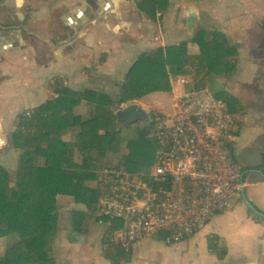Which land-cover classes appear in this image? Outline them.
I'll return each instance as SVG.
<instances>
[{"label": "trees", "instance_id": "obj_1", "mask_svg": "<svg viewBox=\"0 0 264 264\" xmlns=\"http://www.w3.org/2000/svg\"><path fill=\"white\" fill-rule=\"evenodd\" d=\"M171 3L135 2L140 16L160 28L165 26ZM0 27L16 28L1 23ZM239 53L225 30L200 24L187 39L140 52L117 83L115 95L93 87L72 93L69 78L55 76L45 102L20 112L14 131L7 137V149L19 151V157L14 172L0 163V264H69L56 261L63 217L70 218L72 233L79 235L88 234L93 224L101 221L99 199L112 190L110 179L115 177L113 173L105 175L106 170L123 169L147 184L153 183L145 166L151 162L149 133L153 130L155 134L154 121H138L146 125L138 126L142 141H137L129 127L138 122L119 123V106L155 91L169 92L172 71L174 76L184 74L185 65L192 66L195 77L216 71L229 79L237 73ZM192 87L190 83L189 90ZM216 97L227 103L231 113L243 112L242 101L233 93L217 88ZM81 106H87L86 111L79 112ZM143 145L148 147L147 155ZM256 167L264 170V162ZM65 197L70 200L63 201ZM155 238L165 241L162 235ZM102 243L104 256L112 263L132 260L133 249L125 250L115 243L114 230L106 231ZM20 245L24 251L13 253ZM208 245L211 254L220 260L226 258L228 246L220 235L209 234Z\"/></svg>", "mask_w": 264, "mask_h": 264}, {"label": "crops", "instance_id": "obj_2", "mask_svg": "<svg viewBox=\"0 0 264 264\" xmlns=\"http://www.w3.org/2000/svg\"><path fill=\"white\" fill-rule=\"evenodd\" d=\"M130 1L132 2V0H0V23L16 27L10 29L0 27V58L3 59L0 65V115L11 113L14 124L16 116L20 112L45 102L47 94L50 92L49 83L55 76L69 78L72 93L77 92L73 91L72 79L75 75L78 77L85 71L90 75L94 74V76L104 79L106 86L109 84L108 79L111 80L115 77L117 69L115 63L127 59L129 54L130 56L132 53L133 55L138 54V50L142 52L157 48L155 46L151 49L147 48L149 46L147 35H143L137 41L118 42L116 48H110L111 44L115 43V39H110L111 35L114 37V33H109L113 24L106 15V10L110 7L114 9L115 5V9L119 10L120 5L130 3ZM187 7H184L185 12ZM55 8L60 11V16L54 24L52 16L55 15ZM138 15L140 14L138 13ZM138 23L143 25L150 23V27L155 25L144 17H141ZM233 28L234 26H232ZM121 29L119 30L121 31ZM241 31L242 28L235 25L233 31L227 33L233 34V38H236L239 34L241 35ZM234 43L237 41L234 40ZM143 47L147 49L143 50ZM243 50L240 51L237 73L233 76L235 82L243 79L242 75L245 77L247 73L257 74L252 71L253 65H256L257 71L260 72L258 64L252 59L251 54H248L250 57L247 63L245 57L240 62L242 54L247 52V50ZM103 54L105 60L102 62ZM239 63H241L240 68ZM31 65L37 68L31 67ZM52 68L55 69L51 71ZM247 69L249 72L246 73ZM223 80L224 86L217 88L233 93L244 106L243 112H232L236 116L235 129L238 130V134L234 133V129V140L231 145L234 158L244 167V186L236 199L234 208L229 212L217 215L207 226L216 223L220 230L209 232L207 236L204 235V239L208 240L209 234L216 233L224 238L228 246V254L225 259L220 260L214 255L216 260H212L208 264H245L243 259L246 262L259 259L260 262L252 261L251 263L264 264V220H257L253 216L257 213L247 203V200L250 201L256 209L264 213V170L256 167L264 162V90H254L243 95L240 92L230 91L226 85L227 79ZM243 81L245 83L244 79ZM243 86L245 87V85ZM9 88H11V92ZM236 88L238 89L237 86ZM101 89L111 93L110 87ZM6 92L9 93L6 94ZM138 101L140 100L135 102ZM5 143H7V138ZM68 200H70L69 197L63 199V201ZM251 212L254 214L252 215ZM261 217L264 219L263 216ZM94 228L95 226L88 234H91ZM198 233L185 240L194 239ZM97 234L102 249L99 254L95 252L96 257L92 254V250L87 253L86 248H79L76 256H70L67 262L71 264V261L76 259V264H114L104 256L102 243L104 234L101 228L99 233L96 232V236ZM148 240L150 239L136 242L133 247L132 260L130 262L122 261L119 264H132L135 247L146 246ZM79 250H82L81 256H79ZM103 257L110 263L103 260ZM143 259L145 260V258ZM240 260H242L241 263ZM147 262L161 264L148 260Z\"/></svg>", "mask_w": 264, "mask_h": 264}, {"label": "built area", "instance_id": "obj_3", "mask_svg": "<svg viewBox=\"0 0 264 264\" xmlns=\"http://www.w3.org/2000/svg\"><path fill=\"white\" fill-rule=\"evenodd\" d=\"M206 76L171 74L170 98L149 118L160 146L151 186L126 170L112 171V190L100 197L98 215L125 250L158 235L176 244L201 232L231 211L242 191L243 167L231 151L236 116Z\"/></svg>", "mask_w": 264, "mask_h": 264}, {"label": "rangeland", "instance_id": "obj_4", "mask_svg": "<svg viewBox=\"0 0 264 264\" xmlns=\"http://www.w3.org/2000/svg\"><path fill=\"white\" fill-rule=\"evenodd\" d=\"M184 7H187L186 12ZM115 8L116 5L114 9L110 7L106 10V15L113 24L112 29H110L112 31L109 30V33H114V37L111 35L110 39H115V43H110L112 46L110 48H116L118 46V42L121 41H137L143 35L148 36L149 46L147 48L149 49H151L153 46L158 47L162 44L166 45L170 43H178V40L181 41L183 39L189 38L193 32V28L196 25L198 26L200 24H208L213 27H219L228 33L233 31L235 25L240 26L242 28L241 35L239 34L236 38H233V34H229L235 41L243 44V46L239 48L240 51L242 49L247 50V52L242 54L243 56L240 57V62L241 60L243 61V57H245L247 58V63L250 57H248V54H251L252 59L255 60L258 64L260 72L257 71L256 65H253L252 71L257 74L252 75V73H247V71L249 72V70L247 69V74L245 75V77H243L242 75L245 83L249 84L248 86H246L243 79H239V81L235 82L234 77L227 79L226 85L227 87H229L230 91L236 93L240 92L243 95L251 93L254 90H264V28H262V25L264 26V0H214L211 2L174 0L166 17L164 28H160L159 26H156L154 24V26L150 27V23H148V25L138 23L139 20H141V17L137 13L138 11L136 10L135 0H132V2L130 1V3L128 2L120 5L119 10ZM191 9L193 10L192 15L195 20L194 25H190L188 22ZM54 10L55 15L52 16V20L55 24L57 18L60 16V11L56 8ZM232 26H234L233 29ZM106 28L108 27L106 26ZM55 29H58V27H55ZM119 29H121V31ZM122 31L123 33H121ZM147 48L143 47V50ZM138 51L139 53L141 52L140 50ZM195 51H197V48H195ZM138 54L136 53L135 55H133L132 53L131 56L129 54V56L126 57L127 59L115 63V65L117 66L114 75L115 77L111 80L109 78L107 81L109 84L106 86L104 85V79L94 76V74L90 75L88 74L89 72L85 71L84 73L79 74L78 77L77 75H75V77L72 79L73 91L81 92L83 89H86L88 87H97L99 89L105 87L107 89L108 87H110L111 94L115 95L117 93V83H119L123 79L126 71L129 69V67L133 63L134 58ZM240 54L241 52L239 53V55ZM2 60L3 59L0 58V65L3 62ZM48 61H50V59H48ZM240 64L241 63H239V68ZM249 66L251 67V64ZM31 67L37 68L33 65H31ZM54 69L55 68H52L51 71H53ZM168 72L169 74H171L170 68H168ZM172 73L174 74L173 71ZM182 73L194 74L192 66L185 65ZM206 78L209 83L214 84L218 88H222L224 86V80L220 79L221 77L216 71H209ZM243 85H245V87ZM236 86L238 87V89L236 88ZM9 89L11 92V88ZM178 89L181 90L180 87H178ZM167 92L168 91H155L142 98L140 100L141 102L138 101L136 103H138L146 111H148V113L151 114V117L155 116L158 111L165 108L166 100L170 98ZM7 93L9 92H6V94ZM4 96L6 95L4 94ZM133 103V101H129L127 104ZM86 109L87 106H81L78 108V111L84 112L86 111ZM12 118L13 116L11 113L0 115V163L4 164V166H6L10 171L14 172L17 169L19 151H16L14 149H7V147H5V145H7V143H5V140L8 137V134L14 131V119ZM139 122L130 126L129 132H131L133 136L136 137L137 141H142V137L137 133V131L139 130L138 126L142 128L146 125V123ZM149 136L152 140V142L149 144L151 162L145 167L148 170L149 175H152L154 168L157 165L160 149L153 137V130L149 133ZM136 145L138 146V142H136ZM143 149L144 153L147 155L148 147L146 145H143ZM112 171L113 169L110 171L106 170L104 174H110L112 173ZM151 184L148 185L151 186ZM138 204H140V202H138ZM94 226L95 228L92 230L91 234L82 236L74 234L72 233L70 218L68 216H64L59 238L56 242V261H67L70 256H76V254L78 253L77 250L79 248H86L87 253L92 250V254L94 256L95 252L99 254L102 248L100 238H98V234L96 236V232L98 231L99 233L101 228L103 234H105L106 231L109 230V227L104 223L97 224V222L94 223L92 227ZM218 230H220L219 226L214 223L207 227L205 231L199 232L194 239L184 240L176 244H167L162 239H150L147 241L146 246H143L142 248L135 247V256L132 264H150V262H147V260L153 261L155 263L160 262L161 264L211 263L212 260H216V257L209 253L208 240L204 239L203 237L204 235L207 236L211 231L214 232ZM71 236L75 237L74 241L71 240ZM92 236H95L96 238ZM24 248L25 247L23 245H20L12 252L14 253L16 251V253H21L22 251H24ZM81 252L82 250H79V256H81ZM143 258H145V260ZM103 260L110 263L105 257H103ZM241 261L242 260H240V263ZM243 261V263L247 264L251 263L252 261L260 262L261 260L253 259L246 262L243 259ZM76 263V259L71 261V264Z\"/></svg>", "mask_w": 264, "mask_h": 264}, {"label": "water", "instance_id": "obj_5", "mask_svg": "<svg viewBox=\"0 0 264 264\" xmlns=\"http://www.w3.org/2000/svg\"><path fill=\"white\" fill-rule=\"evenodd\" d=\"M192 9L190 10V18L188 21L190 25H194L195 23V20L192 15V11H193ZM235 45L237 47L242 46V44L238 42L235 43ZM148 115H149L148 111H146L143 107H141L136 103L130 104L129 107H127L126 109H120L118 112L119 123L121 124H129L137 120H145L148 118ZM247 203L258 215L264 217V213L256 209L255 206L250 201L247 200Z\"/></svg>", "mask_w": 264, "mask_h": 264}, {"label": "flooded vegetation", "instance_id": "obj_6", "mask_svg": "<svg viewBox=\"0 0 264 264\" xmlns=\"http://www.w3.org/2000/svg\"><path fill=\"white\" fill-rule=\"evenodd\" d=\"M149 118H151V116H150V114L148 115V118L147 119H145V120H137V121H146V120H148Z\"/></svg>", "mask_w": 264, "mask_h": 264}, {"label": "bare ground", "instance_id": "obj_7", "mask_svg": "<svg viewBox=\"0 0 264 264\" xmlns=\"http://www.w3.org/2000/svg\"><path fill=\"white\" fill-rule=\"evenodd\" d=\"M248 264H252V263H248Z\"/></svg>", "mask_w": 264, "mask_h": 264}]
</instances>
